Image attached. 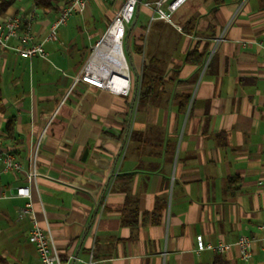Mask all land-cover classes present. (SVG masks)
I'll return each mask as SVG.
<instances>
[{
  "label": "crops",
  "instance_id": "obj_1",
  "mask_svg": "<svg viewBox=\"0 0 264 264\" xmlns=\"http://www.w3.org/2000/svg\"><path fill=\"white\" fill-rule=\"evenodd\" d=\"M141 1L127 27L135 79L124 96L79 80L118 4L107 5L102 35L94 26L85 41L73 22L46 42L58 5L0 0V20L36 11L33 33L48 53L24 59L0 47V154L22 167L0 162L7 264L40 262L26 200L4 199V187L30 188L39 226L69 264H247L241 236L254 239L248 264H264V0H187L172 24L152 21L144 3L157 0ZM197 236L231 249L199 252Z\"/></svg>",
  "mask_w": 264,
  "mask_h": 264
},
{
  "label": "built area",
  "instance_id": "obj_2",
  "mask_svg": "<svg viewBox=\"0 0 264 264\" xmlns=\"http://www.w3.org/2000/svg\"><path fill=\"white\" fill-rule=\"evenodd\" d=\"M169 0H157L153 4L144 3V6L151 8L153 11L152 21L160 20L166 23L172 24V18L174 13L187 1V0H175L168 5L167 9H164V5ZM92 2L99 3L103 6L110 4H118L114 16L104 33L103 37L97 42L92 50V53L84 65L79 80L109 90L113 93L128 96L131 90L130 87V72L129 64L124 53V42L127 36V26L130 25L134 19L138 6L141 4V0H58V12L51 25L46 42L57 41V32L61 27L68 24L69 20L75 15H81L87 11ZM244 4V3H243ZM36 16V11L29 13L25 18L21 16H7L0 20V47L2 49H11L15 51L21 58L32 59L41 58L48 59V53L44 47L45 42H39L33 33V24ZM114 41L115 45L111 48L106 46L107 41ZM18 41L17 47L10 46L11 41ZM223 37H219L215 40L216 46L222 43ZM111 43V42H110ZM107 49L106 59H97L96 55L101 49ZM114 52L115 56H109ZM215 50L213 51V53ZM105 62L113 68L118 66H125L128 69L127 86L121 90H114L110 88L105 81H101L100 77H96L95 74L97 67L103 66ZM93 68V69H92ZM110 83V82H109ZM0 162L4 166L5 172H20L22 167L15 160L14 156L3 151L0 154ZM37 163L36 158L31 163V169L29 172V180L33 181L37 178ZM2 197L4 199L20 198L25 199L26 203L22 210V215L28 217L32 222V227L29 232V241L34 245L40 264H69L61 260L57 249L54 247L53 242L48 238L44 231L39 226L35 211L31 203V190L29 187L20 188H8L2 189ZM264 231V224L260 227ZM197 250L199 252L210 250L214 253L223 254L231 249V245L223 242H219L215 245L206 243L202 236L196 238ZM254 239L251 237L241 236L235 243L241 259L245 263H250L253 256ZM264 252V244H263Z\"/></svg>",
  "mask_w": 264,
  "mask_h": 264
},
{
  "label": "rangeland",
  "instance_id": "obj_3",
  "mask_svg": "<svg viewBox=\"0 0 264 264\" xmlns=\"http://www.w3.org/2000/svg\"><path fill=\"white\" fill-rule=\"evenodd\" d=\"M26 1V0H25ZM250 0H241V2H240V4H239V6H240V8L242 7H244L245 5H246V3L247 2H249ZM244 3V4H243ZM91 8H92V13L93 14H90V11L89 10H87L86 12H84L83 14H81V15H77V16H75L74 18H71L70 20H69V22H68V27H67V29H69V30H72V31H75V27H74V24H73V22H75V23H78V26H80L81 27V29H82V31H83V38L85 39V41H87V39H88V35L92 32V27L94 28V26L96 27V29L100 32V34L102 35V33L104 32V30H105V26H106V22H105V13L110 9V7L109 6H103V5H101V4H99V3H95V2H92V4H91ZM97 8H100V9H97ZM114 8V7H113ZM117 8L115 7V10H116ZM144 18V16H143V14H141V19H143ZM82 20H84V21H82ZM94 24V25H93ZM109 25V24H108ZM127 27H129V26H127ZM103 37V36H102ZM101 37V38H102ZM100 38V39H101ZM99 39V40H100ZM98 40V41H99ZM97 41V42H98ZM95 44H97V43H95ZM108 44V45H107ZM107 44H106V46H109V45H111V43H110V41H107ZM89 45L90 46H93V42H89ZM215 49H213L212 50V52L210 53V56H213V51H214ZM124 53H125V56L128 58V54H127V49H126V44H125V42H124ZM83 69V68H82ZM130 72V78L132 79V80H134L135 79V77H134V73L132 72V71H129ZM125 75H127V72H123ZM137 103H139V100H137V102H136V105H135V109H136V107H137Z\"/></svg>",
  "mask_w": 264,
  "mask_h": 264
},
{
  "label": "bare ground",
  "instance_id": "obj_4",
  "mask_svg": "<svg viewBox=\"0 0 264 264\" xmlns=\"http://www.w3.org/2000/svg\"><path fill=\"white\" fill-rule=\"evenodd\" d=\"M110 42H111L110 47L112 48L115 45V43L114 41H112V39L110 40ZM108 52L109 51L107 49H104V48L101 49L96 55L97 59L100 58L102 60H105ZM108 55L115 56L114 52ZM96 71L98 73L95 74V76L100 77V80L102 82L105 81V83L108 84L110 88L116 91L121 90L122 88H125L127 86L128 78L124 75L123 72H128V69L123 65L113 68L112 66H109L105 62L103 66L97 67Z\"/></svg>",
  "mask_w": 264,
  "mask_h": 264
},
{
  "label": "trees",
  "instance_id": "obj_5",
  "mask_svg": "<svg viewBox=\"0 0 264 264\" xmlns=\"http://www.w3.org/2000/svg\"><path fill=\"white\" fill-rule=\"evenodd\" d=\"M35 1V5L41 9V10H45V11H51L55 8L56 5H58V0H34ZM6 4H9V3H4L2 4V6H6ZM58 7V6H57ZM128 31V34H129V30ZM127 37V36H126ZM194 57H196V54H191L188 56L187 58V61H193L194 62ZM150 86V83L148 82V77L145 75L143 78H141L139 80V89H138V94L140 96H143L144 94V89L146 87H149ZM2 100V94H1V88H0V102ZM0 264H7V262L0 257Z\"/></svg>",
  "mask_w": 264,
  "mask_h": 264
}]
</instances>
